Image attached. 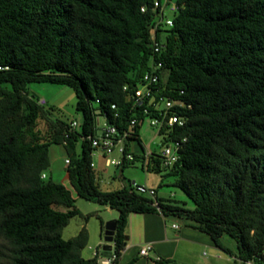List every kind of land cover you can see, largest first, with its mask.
<instances>
[{"label":"trees","instance_id":"1","mask_svg":"<svg viewBox=\"0 0 264 264\" xmlns=\"http://www.w3.org/2000/svg\"><path fill=\"white\" fill-rule=\"evenodd\" d=\"M155 1L0 0V68H9L0 69V238L9 264L97 263L83 256L85 227L63 237L81 212L65 185L42 179L53 144L66 151L77 194L119 211V259L131 214L178 212L231 256L222 239H234L240 264L264 263V0H176L173 26L157 32L159 54L151 32ZM153 60L164 64L161 94L192 105L179 112L185 126L167 139H186L180 159L165 169L194 209L160 199L157 207L132 184L102 191L92 166L88 138L96 136L99 116L120 132L134 116L144 117L132 109L124 86L135 89ZM33 83L72 88L81 129L70 133V123H54L52 139L41 142L35 128L46 112L29 93ZM139 128L130 140L138 139ZM151 160L143 168L160 172V160Z\"/></svg>","mask_w":264,"mask_h":264},{"label":"rangeland","instance_id":"2","mask_svg":"<svg viewBox=\"0 0 264 264\" xmlns=\"http://www.w3.org/2000/svg\"><path fill=\"white\" fill-rule=\"evenodd\" d=\"M175 1L176 0H172V2ZM169 8L170 5L165 9V15L168 18H172L173 14L170 13ZM28 90L34 99H46L48 103L44 107L46 115L38 121L35 128V133L41 142L50 141L52 139L55 131L54 123H71L77 121L79 124H82L83 115L78 112L76 108L77 97L72 88L52 83H33L29 85ZM106 122L103 116H99V124L101 126L105 125ZM139 141H141L147 151H151L155 154H160L166 146H173L171 142L165 141L164 136L159 134L157 128L151 126L150 119L145 118L138 130V139L131 141L128 146L129 151L137 157L134 164H129L124 169L116 166H107L106 161L108 158L119 159L120 155L115 152L112 155L103 156L101 151L94 150V169L100 189L105 192L116 191L123 188V183L129 185L136 182L140 185H147L149 188L158 187V192L162 193H159L160 196L165 195L172 198L173 202L178 203L183 208L194 209V203L180 188L175 186V177L168 176V170L162 167L160 172H155L143 168L144 162L141 156L144 152ZM78 152H81V143L78 144ZM67 158L68 156L62 145H51V166L46 171V181L54 180L55 182L62 183L65 180L68 167L66 163ZM71 190L75 193L74 199L76 201V207L81 214L71 219L69 225L63 231V237L65 240L74 238L79 234L82 227L89 226L93 233L94 241H90L91 243H89L88 247L84 250L83 255L85 258L90 259L92 258L93 252L89 250V246H94L98 242L106 244V226L108 223L117 220V218L111 219V215L118 217L119 213L117 210H108L105 205L81 198L73 187H71ZM147 197L150 198L149 196ZM169 216L170 222L181 224L183 228L187 227L190 222L184 216ZM133 217L139 216L135 214ZM167 224L169 226L171 223ZM102 225H104V231ZM138 226V222L135 220L132 225L133 239L142 234ZM222 242L226 247L230 248L234 254H238L237 243L234 239L229 236H224ZM210 251L211 250L208 248L204 250L207 254H210ZM5 254H7V244L0 238V264H9L7 258H5Z\"/></svg>","mask_w":264,"mask_h":264},{"label":"built area","instance_id":"3","mask_svg":"<svg viewBox=\"0 0 264 264\" xmlns=\"http://www.w3.org/2000/svg\"><path fill=\"white\" fill-rule=\"evenodd\" d=\"M172 3V4H171ZM170 5L169 11L173 14L178 11L179 7L172 0H156L154 10H159L157 15V21L152 27V42L154 45V51L156 54H159L162 50V42L157 39V32L160 29H168L173 26V17L168 18L165 15V9ZM145 11V8L142 9ZM1 70H8V67L0 68ZM164 64L162 61L153 60L150 66V70L147 71L140 82L138 83L135 89H131L130 85L124 86V91L127 93L128 100L132 103V109L144 117L139 118L134 116L130 120V125L128 131L120 132L119 129L111 124L106 122L105 125L101 126L97 124V134L95 137L90 136L88 139L92 141V147L94 150L101 151L103 156L112 155L117 152L120 155L119 159L108 158L106 161L107 166H116L123 168L129 164H134L137 157L132 154L127 147L130 145V138H137L135 136V129L137 126H141L145 118L150 119V124L152 127L159 130V134L164 136L165 141L170 138V133L176 126L183 127L186 124V118L179 114L182 109H191L192 105L186 104L182 100H175L173 98L167 97L161 94L159 84L164 80L166 76L163 73ZM39 105L45 107L48 103L46 99H40L38 101ZM97 104H100V100L97 101ZM116 106H113L115 109ZM105 118V117H104ZM106 119V118H105ZM82 124H79L77 121L70 123L69 132H75L76 130L81 129ZM163 130H166L165 133H161ZM66 138H69V134L66 135ZM172 143V147L166 146L160 154H155L151 151H147L144 147V154L141 156L142 161L144 162L143 167L147 166L152 160H160L162 166L166 169H171L180 159V150L182 148V143L186 142V139L183 140H171L168 141ZM64 145H67V141H64ZM66 163H69V160L66 159ZM92 166L94 167V161ZM42 179H47V174H42ZM132 189L141 195L149 196L150 199H154V205L158 207V193L156 189L149 188L147 185H140L134 182ZM152 199V200H153ZM174 228H179L178 225H174ZM111 251H106L105 248H100L95 252L94 257L97 258L96 264H115L119 260V255L115 251V242L111 243ZM153 250L152 244L142 247L139 250V255L141 257H150V253ZM125 251V250H124ZM123 251V252H124ZM108 252V254H105ZM258 260L263 263L262 258ZM155 262H160L162 259L158 256L154 257ZM245 264H258L254 260L246 261Z\"/></svg>","mask_w":264,"mask_h":264},{"label":"crops","instance_id":"4","mask_svg":"<svg viewBox=\"0 0 264 264\" xmlns=\"http://www.w3.org/2000/svg\"><path fill=\"white\" fill-rule=\"evenodd\" d=\"M61 184L65 185L71 191L73 198H75V193L71 190L72 185L68 172L67 177ZM123 185V187L130 186V184L127 185L126 183H123ZM152 188L156 189L158 199L162 200V202L179 205L178 203L173 202V199L168 196H160L162 193L158 192V187ZM182 201L184 202V200ZM54 208L62 212H67L69 210L67 207L60 205H55ZM106 208L110 211L115 210L109 206H106ZM134 215L135 213L131 214L129 217L126 228V235L128 236L127 246L120 257L118 264H129L131 262L133 264H160L154 261V257L156 256L162 259L163 264H240L236 257L238 254L231 256L219 249L215 246L209 235L193 228L190 222L185 228H183L181 224L170 222L169 215L181 216L178 212L174 214L169 213L168 215L161 212L138 214L139 217H133ZM111 217V219L117 218L118 220L119 214L118 217L113 215H111ZM135 220L138 222V227L142 234L133 239L132 225ZM167 223L171 224L168 226ZM174 225H178L179 228H174ZM85 228L88 230L89 243H91L94 241L93 233L89 226H85ZM149 244H152L153 246L150 257H141L139 255V250ZM106 245L107 242L106 244L98 242L94 246L90 245L89 250L93 252L92 258L96 251L100 248H105ZM207 248L211 250L210 254L204 252Z\"/></svg>","mask_w":264,"mask_h":264},{"label":"water","instance_id":"5","mask_svg":"<svg viewBox=\"0 0 264 264\" xmlns=\"http://www.w3.org/2000/svg\"><path fill=\"white\" fill-rule=\"evenodd\" d=\"M117 230V221H112L107 224L106 226V232H105V240L107 242V245L105 246V250L111 251L112 246L111 243L114 242L115 233Z\"/></svg>","mask_w":264,"mask_h":264}]
</instances>
